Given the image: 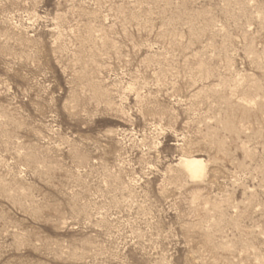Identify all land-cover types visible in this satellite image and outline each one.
<instances>
[{"label":"rangeland","instance_id":"374dc122","mask_svg":"<svg viewBox=\"0 0 264 264\" xmlns=\"http://www.w3.org/2000/svg\"><path fill=\"white\" fill-rule=\"evenodd\" d=\"M0 264H264V0H0Z\"/></svg>","mask_w":264,"mask_h":264},{"label":"bare ground","instance_id":"6f19581e","mask_svg":"<svg viewBox=\"0 0 264 264\" xmlns=\"http://www.w3.org/2000/svg\"><path fill=\"white\" fill-rule=\"evenodd\" d=\"M184 168L195 177H201L204 174L203 161L196 158H187L182 161Z\"/></svg>","mask_w":264,"mask_h":264}]
</instances>
